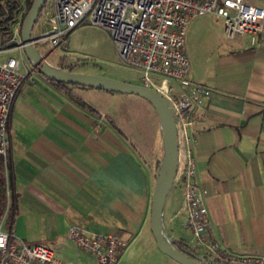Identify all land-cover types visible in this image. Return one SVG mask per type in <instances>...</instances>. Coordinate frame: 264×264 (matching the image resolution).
Wrapping results in <instances>:
<instances>
[{
    "label": "crops",
    "instance_id": "0c3cea01",
    "mask_svg": "<svg viewBox=\"0 0 264 264\" xmlns=\"http://www.w3.org/2000/svg\"><path fill=\"white\" fill-rule=\"evenodd\" d=\"M257 5L264 8V0ZM185 47L189 78L212 90L191 127L195 181L206 191L211 223L207 236L226 253L264 257V29L256 43L247 35L228 39L220 19L199 15L190 21ZM69 91L83 94V88ZM85 106L41 77L21 83L6 130L16 202L7 230L73 264L96 259L68 237L70 227L116 232L129 239L117 264H136L126 252L132 241L153 236L152 194L163 143L145 150L143 142L124 137L126 128L104 124L102 113ZM182 203L177 183L163 208L164 233L193 254L208 256L193 238Z\"/></svg>",
    "mask_w": 264,
    "mask_h": 264
},
{
    "label": "built area",
    "instance_id": "2783aa9c",
    "mask_svg": "<svg viewBox=\"0 0 264 264\" xmlns=\"http://www.w3.org/2000/svg\"><path fill=\"white\" fill-rule=\"evenodd\" d=\"M49 1V2H48ZM31 30L32 43H48L51 52L65 49L68 36L88 23L104 29L116 47L120 62L134 71L138 84L161 94L175 117L178 168L175 182L183 192L181 211L187 216L193 238L209 250L206 260L221 264H264V257L245 258L222 251L207 236L211 223L206 191L195 181L191 127L210 87L189 78L190 61L185 37L193 17L210 14L223 22L225 36L247 35L258 41L264 29V8L248 0H48ZM19 36L16 44L0 48V55L16 50L18 57L0 58V156H7V121L12 101L30 71L25 66ZM0 217V264H73L57 258L39 243H27L4 228ZM77 248L96 259L95 264H117L129 244L119 233L86 232L69 228Z\"/></svg>",
    "mask_w": 264,
    "mask_h": 264
},
{
    "label": "rangeland",
    "instance_id": "374dc122",
    "mask_svg": "<svg viewBox=\"0 0 264 264\" xmlns=\"http://www.w3.org/2000/svg\"><path fill=\"white\" fill-rule=\"evenodd\" d=\"M248 1L254 4L262 2V0ZM19 16L20 13L16 15V22L14 23V34L16 36L18 35L17 24ZM213 30L217 33L219 26L215 25ZM47 48H50L48 43L37 45V49L42 56H45ZM18 55V52L12 49L2 53L0 58L6 56L18 57ZM62 57H64V60L61 59ZM45 59L48 64L58 68L73 64L77 72L96 73L138 83L134 71L120 62L116 47L109 34L104 29L88 23H83V25L71 31L68 36V45L65 49L58 48L45 56ZM24 60L25 66L30 71L27 79L33 77L37 80L40 78L25 56ZM24 84H28L27 81ZM82 100L102 113L103 118H105L104 124H116L126 128V131L122 130L125 132L123 135L124 137H130L131 143H136L137 140L143 142L145 150L148 151L152 149L153 143L154 146L161 147L163 139L162 134L159 132V128H161L160 119L152 104L147 100L134 94L114 93L94 88L83 89V94L80 98L73 96L75 104L83 106ZM127 127H130L131 133H128ZM136 128L138 130L141 129L142 134L133 133ZM159 156L162 160L163 154ZM176 184L174 182L167 195V200L175 192ZM26 242L29 243V240ZM126 253L129 258L137 260L136 264H180L164 254L151 235L132 241Z\"/></svg>",
    "mask_w": 264,
    "mask_h": 264
},
{
    "label": "water",
    "instance_id": "95a60500",
    "mask_svg": "<svg viewBox=\"0 0 264 264\" xmlns=\"http://www.w3.org/2000/svg\"><path fill=\"white\" fill-rule=\"evenodd\" d=\"M45 2L46 0H32L21 24L20 43L23 46V54L31 67L38 70L40 74L60 82L114 93L134 94L152 104L160 119L164 147V156L156 174L150 214V229L156 244L164 254L180 264H221L182 251L172 243L163 230V208L167 195L175 182L178 168L177 128L173 111L167 100L153 89L138 83L96 73L69 71L48 64L45 56L40 54L31 39L32 27Z\"/></svg>",
    "mask_w": 264,
    "mask_h": 264
},
{
    "label": "trees",
    "instance_id": "16d2710c",
    "mask_svg": "<svg viewBox=\"0 0 264 264\" xmlns=\"http://www.w3.org/2000/svg\"><path fill=\"white\" fill-rule=\"evenodd\" d=\"M47 1L48 0H46L44 6L46 5ZM31 3L32 0H0V48H7L14 46L16 44L17 37L20 35L22 20L26 12L28 11ZM44 6L42 7L38 17H40ZM18 13H20V16L17 24L18 35L16 36L14 34V23L16 22V15ZM50 53H51V48H47L46 53L44 55L47 56ZM61 59L64 60V57H62ZM59 68L69 71H75V67L73 64H69L67 66H60ZM34 71H36L41 78L47 81L55 89H57L58 91L64 93L69 97H73L69 91L73 87L83 88V89L89 88V87H83L79 85L60 82L40 74L38 70H34ZM82 105L84 106L85 103L82 102ZM161 161L162 160H159L157 162L156 165L157 169L159 168ZM8 168L9 167L7 162V156L5 160L3 159L2 156H0V217L5 215L4 224L6 229H9L11 226V222L16 208L15 196L11 192V188L9 184ZM172 243L175 244L182 251L190 255H193V252L189 250L187 246H185L182 242L172 240Z\"/></svg>",
    "mask_w": 264,
    "mask_h": 264
}]
</instances>
